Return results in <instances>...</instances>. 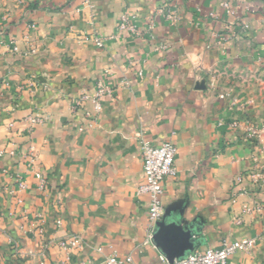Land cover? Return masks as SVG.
Returning a JSON list of instances; mask_svg holds the SVG:
<instances>
[{
    "label": "crops",
    "instance_id": "1",
    "mask_svg": "<svg viewBox=\"0 0 264 264\" xmlns=\"http://www.w3.org/2000/svg\"><path fill=\"white\" fill-rule=\"evenodd\" d=\"M228 1L232 26L220 0H0V264H40L41 242L68 235L81 249L52 247L45 264H104L113 254L165 264L145 243L143 139L176 147L163 205L193 224L196 249L258 237L229 264H264V217L243 213L264 204V187L231 198L238 174L264 168V129L248 137L264 128V0ZM122 18L134 35L118 29ZM98 82L111 89L101 111L86 102L74 112ZM29 116L44 120L31 132ZM16 174L26 183L20 206L5 193ZM38 224L41 238L30 233Z\"/></svg>",
    "mask_w": 264,
    "mask_h": 264
},
{
    "label": "built area",
    "instance_id": "2",
    "mask_svg": "<svg viewBox=\"0 0 264 264\" xmlns=\"http://www.w3.org/2000/svg\"><path fill=\"white\" fill-rule=\"evenodd\" d=\"M218 7L228 18L234 21L230 22L229 25H234V22L238 19L237 8L231 5L228 0H220ZM249 7H245L246 11H249ZM220 14L218 12L211 13L212 19H218ZM167 18L173 20L170 16ZM33 27V26H32ZM244 29H248V26L243 25ZM118 29L132 34H135V25L133 22L126 18H122ZM2 33V32H0ZM95 45L99 48L103 47V43L99 39L94 40ZM16 51V49H14ZM29 51V50H28ZM30 51H33L30 49ZM111 93V89L104 85L102 82H98L96 89L92 96L83 94L80 97L72 101V110L75 112L77 109L83 107L86 102H91L95 113L101 111V103L105 96ZM86 121L93 120L90 113L84 114ZM43 118L37 116H29L26 120L28 123V131L31 132L36 126L43 123ZM91 122V121H90ZM91 126L90 123L87 127ZM236 124L233 123L232 127ZM264 128L252 127L248 133V137L251 142L261 135ZM83 131V128H80ZM141 158H142V175L143 182L138 187V195L147 198V215H148V234L145 243H149L152 238L153 230L158 222L163 219L165 214L163 205V195L165 182L167 179L175 178L177 175V169L175 166V157L177 150L174 144L169 141L162 142L161 144H154L149 140L143 139L140 144ZM264 156V150L262 152ZM1 155V153H0ZM30 165L35 162V156L30 153L27 156ZM39 184L38 187L41 191H45L47 188V181L41 175H38ZM13 185L5 188L7 196L15 202V206L22 205V201L18 198V194L26 189V183L22 176L16 174L13 176ZM264 187V168L262 170L249 171L246 173H240L236 176L233 185V191L231 194L232 199L238 197L251 198L254 188ZM244 214H258L264 217V204L253 202L246 204L243 208ZM237 224L241 223V218L236 220ZM59 225L60 221H56ZM30 233L37 238L43 236V227L41 225H35ZM258 237H246L233 242L224 243L219 248H209L206 250H194L186 258L180 261H173L172 264H229V259L237 252H251L258 242ZM12 252L15 256L19 257V250L17 243L11 241ZM52 247H56L64 252H71L79 250L82 247L81 239L76 235H68L56 241H45L40 244L39 257L41 258L40 264H45V260L48 252ZM89 263V261H87ZM104 264H134L133 259L130 255L119 257L113 254L105 259ZM165 264H169L166 262Z\"/></svg>",
    "mask_w": 264,
    "mask_h": 264
},
{
    "label": "water",
    "instance_id": "3",
    "mask_svg": "<svg viewBox=\"0 0 264 264\" xmlns=\"http://www.w3.org/2000/svg\"><path fill=\"white\" fill-rule=\"evenodd\" d=\"M197 233L193 224L182 225V211L179 214L165 212L163 219L153 230L151 242L169 264L186 258L202 245L195 238Z\"/></svg>",
    "mask_w": 264,
    "mask_h": 264
},
{
    "label": "clouds",
    "instance_id": "4",
    "mask_svg": "<svg viewBox=\"0 0 264 264\" xmlns=\"http://www.w3.org/2000/svg\"><path fill=\"white\" fill-rule=\"evenodd\" d=\"M190 58H191V59H195V55L193 54Z\"/></svg>",
    "mask_w": 264,
    "mask_h": 264
}]
</instances>
